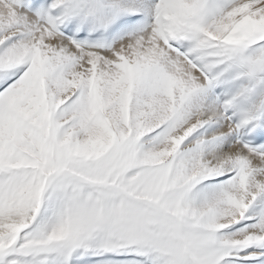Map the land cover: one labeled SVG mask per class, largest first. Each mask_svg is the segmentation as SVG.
Wrapping results in <instances>:
<instances>
[{"label": "snow or ice", "instance_id": "obj_1", "mask_svg": "<svg viewBox=\"0 0 264 264\" xmlns=\"http://www.w3.org/2000/svg\"><path fill=\"white\" fill-rule=\"evenodd\" d=\"M0 264H264V0H0Z\"/></svg>", "mask_w": 264, "mask_h": 264}]
</instances>
